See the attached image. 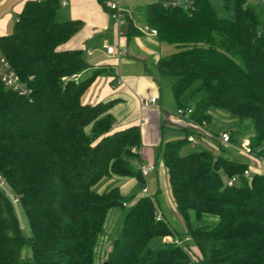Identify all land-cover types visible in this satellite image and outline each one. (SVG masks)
Listing matches in <instances>:
<instances>
[{"label":"trees","instance_id":"trees-1","mask_svg":"<svg viewBox=\"0 0 264 264\" xmlns=\"http://www.w3.org/2000/svg\"><path fill=\"white\" fill-rule=\"evenodd\" d=\"M60 8V0H28L12 32L0 37L2 54L33 91L18 96L0 82V173L30 228L25 234L16 207L0 191V264H96L95 246L114 207L129 208L102 264H264V175L247 177V163L210 150L182 154L187 134L160 147L185 241L166 218L156 219L154 196H126L116 187L98 192L99 183L113 176L146 183L134 167L142 163L141 134L137 126L112 131L113 101L83 102L91 79L71 77L91 65L83 48L67 44L84 22L58 20ZM145 17L159 42L175 46L156 69L159 84L174 80L178 108L193 107L197 123L209 121L212 109L250 121L251 147L264 149L261 4L221 0L219 7L196 0L185 10L156 1ZM134 29L130 22L128 35ZM233 176L238 182L228 186L225 178ZM205 216L217 220L193 225ZM166 236L181 242L148 247Z\"/></svg>","mask_w":264,"mask_h":264},{"label":"crops","instance_id":"crops-1","mask_svg":"<svg viewBox=\"0 0 264 264\" xmlns=\"http://www.w3.org/2000/svg\"><path fill=\"white\" fill-rule=\"evenodd\" d=\"M26 1L28 0H0V37L12 32L16 18ZM105 1L68 0L67 5H61L57 14L60 21L77 19L84 22L83 28L67 44L69 47L83 48L89 59L87 62L91 65L78 75L79 81L83 75L85 80L91 79L83 95V102L96 104L113 101L109 110L115 119L112 131L134 126L140 130L141 146L137 150L142 163L137 164V169L144 164H155L157 169L154 171L157 173L158 186L164 174L169 184L167 170L165 166L162 168L164 163L160 158V147L164 141L193 134L199 139L200 149L198 150H210L216 155L215 146L218 143L214 144L216 142L211 138L212 133L208 127L209 133L204 132L197 126H193L186 118L176 117L175 111L170 112L163 105L156 65L162 56L160 50L164 43L159 42L157 36L144 34L138 29L144 26L135 19L136 15L138 17V14L142 13L139 0H120L128 22H131L135 28V31L128 35L129 25L125 26L123 37H119L117 22L104 5ZM148 4L150 3L144 7V15ZM143 37L147 38L143 39ZM104 44L120 45L127 50V53L121 57L109 56L103 49ZM138 60L142 61L141 65ZM151 96L158 98L157 103L145 105V101ZM227 129L231 132L233 130ZM154 171L145 178L149 188H152L151 174ZM136 181L134 177L113 176L104 179L96 188L102 193L116 187L123 195L132 196L134 194L131 192ZM155 192L154 197L158 198V194L161 193L160 188H157ZM134 196L139 198L137 195Z\"/></svg>","mask_w":264,"mask_h":264},{"label":"rangeland","instance_id":"rangeland-1","mask_svg":"<svg viewBox=\"0 0 264 264\" xmlns=\"http://www.w3.org/2000/svg\"><path fill=\"white\" fill-rule=\"evenodd\" d=\"M158 0H139L140 4V11L142 13L135 16L136 21H140L141 24L146 25V19L144 15V7L147 3H153ZM213 3L216 6L221 5V0H212ZM140 18V20L138 19ZM143 18V19H142ZM129 25V22H128ZM127 26V25H126ZM147 37H143V39H146ZM175 51V46L164 43L161 45L160 55L165 56L173 53ZM85 59L88 61V57L85 54ZM139 64L141 65L142 61L138 60ZM151 64V63H150ZM85 80V75L81 76V80L79 82H83ZM172 78H164L160 80V86H161V93H162V103L163 105L172 111H176L178 109L177 102L174 98L173 93L171 92V85L173 83ZM195 101V100H193ZM194 103V102H193ZM193 108V107H192ZM174 109V110H172ZM210 119L207 121V127L212 133L210 136L214 139V141L217 144L215 146V153L217 155H220V153L228 157L230 159H233L237 162H243L248 164V169L251 172V175L255 172L261 173L264 175V149L257 148L253 149V153H248L244 149L245 146H251V135L253 133V126L250 121H245L241 123L237 120L236 117H234L229 112H226L224 110L220 109H212L209 111ZM227 128L237 130L235 135H231V141L229 144L225 145L221 143L220 140V134L226 130ZM249 142V144L244 146L245 142ZM252 148V147H251ZM200 149V145H197L196 147H191L189 144L183 148L182 154H186L190 151L198 150ZM157 155V153H156ZM161 164V163H160ZM134 167L137 169V164L134 165ZM162 168H164V165H162ZM247 170V169H246ZM157 173L154 171V173L151 174L153 177V181L151 183V187L149 188L148 183L145 184L139 180L136 181L135 187L132 190V194L140 196L143 193V187L145 185L149 188V194L151 196H156V189L160 188L161 193L158 194V198H155V202L157 205V212L160 214L161 219L166 218V220L169 222L171 227L175 229L177 232L182 234L183 240L185 241L187 239L186 234V225L182 217L179 215L173 198L170 191V186L167 182L166 174L163 176V180L160 183V186L157 184L156 179ZM129 207H114L111 208L106 217V221L103 227L102 232L99 234L97 244L95 246L94 250V261L96 264H102L106 261L108 251L111 245L112 240L116 237L119 229L122 227L124 216L127 212ZM164 213H163L160 211ZM16 213L19 216L20 223L24 229L25 234L30 233V228L27 224V219L22 213L20 209V205L18 208H16ZM156 219H158L157 213H156ZM216 217L213 216H205L203 217L202 221L200 222H193V225H200V224H206V223H212L213 221H216ZM168 237V238H167ZM167 238V239H166ZM180 240L177 236H166V237H156L151 240L149 243V248L151 249H159L165 246V243H174ZM185 243V242H184ZM182 243V244H184ZM188 244L190 242L187 241ZM29 250H24L23 256H25ZM193 254H198L197 249H192Z\"/></svg>","mask_w":264,"mask_h":264},{"label":"built area","instance_id":"built-area-1","mask_svg":"<svg viewBox=\"0 0 264 264\" xmlns=\"http://www.w3.org/2000/svg\"><path fill=\"white\" fill-rule=\"evenodd\" d=\"M39 1H45V0H39ZM61 5L65 6L67 5L68 0H60ZM162 3L164 7H180L185 10H190L195 7V1L196 0H158ZM248 2H259L264 9V0H247ZM105 5L108 8V10L111 12L112 17L116 20L117 26H118V35L119 37H123L125 35V31L123 28L128 25V18L126 16V12L122 9L120 0H106ZM16 21H18V18H16ZM142 33L157 36V30L150 25L146 24L144 26H141L138 28ZM103 49H105L106 53L109 56H124L127 53V50L121 47L120 45H110V44H104ZM69 78H64V80H68ZM72 80L79 82L78 75H74L71 77ZM0 82L3 84V86L16 93L18 96L22 97H29L32 94V88L24 82L20 75L12 68L11 63L9 60L4 56L0 50ZM158 101V98L156 96H151L145 101V105H154ZM193 113V109L191 107L188 108H178L175 111V115L178 118H186L193 126H197L204 132L209 133L207 129V122L202 121V123H197L191 119V114ZM231 131L226 129L220 134V140L222 144H229L231 141ZM188 143L191 145V147H196L199 144V139L193 134L187 135ZM248 145L249 142H245V145ZM246 152L253 153V148L251 146H245L244 148ZM216 155V154H215ZM157 169V166L155 164H144L140 167L141 173L144 178L148 176V174L154 170ZM245 176L250 177L251 172L249 169L244 171ZM238 182V177H227L225 178V183L228 186H233ZM147 184V183H145ZM0 191L5 193L9 199L12 201L14 206L18 208L20 204V199L13 193L11 190L6 178L0 173ZM143 195L144 196H151L149 194V188L147 185L143 187ZM158 219H161L160 214L157 212ZM168 238V237H167ZM166 238V239H167ZM180 240L177 241V243L180 244Z\"/></svg>","mask_w":264,"mask_h":264}]
</instances>
